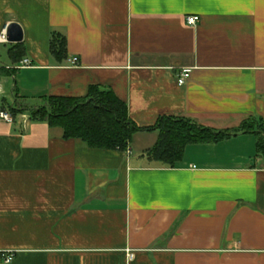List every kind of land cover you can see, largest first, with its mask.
Instances as JSON below:
<instances>
[{
  "label": "crops",
  "instance_id": "obj_1",
  "mask_svg": "<svg viewBox=\"0 0 264 264\" xmlns=\"http://www.w3.org/2000/svg\"><path fill=\"white\" fill-rule=\"evenodd\" d=\"M12 24L22 40L0 41V112L97 86L139 128L264 127V0H0V36ZM12 117L0 119V264H264V135L187 145L168 168L144 155L156 132L104 151Z\"/></svg>",
  "mask_w": 264,
  "mask_h": 264
},
{
  "label": "trees",
  "instance_id": "obj_2",
  "mask_svg": "<svg viewBox=\"0 0 264 264\" xmlns=\"http://www.w3.org/2000/svg\"><path fill=\"white\" fill-rule=\"evenodd\" d=\"M50 54L66 56V42L61 35L52 36ZM39 108H13L12 116L28 113L33 122L46 123L61 130L62 139L80 140L86 147L104 151L125 152L138 132H156L157 141L145 152L151 162L173 168L191 144H215L242 133L264 135L261 121L248 119L238 128L217 131L198 126L183 118H159L148 128L137 127L128 117L126 105L110 90L91 86L82 98L47 97ZM257 154L264 159V139L257 144Z\"/></svg>",
  "mask_w": 264,
  "mask_h": 264
},
{
  "label": "built area",
  "instance_id": "obj_3",
  "mask_svg": "<svg viewBox=\"0 0 264 264\" xmlns=\"http://www.w3.org/2000/svg\"><path fill=\"white\" fill-rule=\"evenodd\" d=\"M186 24L188 26H196L197 23L199 22V18L197 16H188L186 17L185 20ZM6 38H5V34L2 33V35L0 36V41L5 42ZM71 65H76L77 60L71 59L69 60ZM32 66V63L30 60L28 59H24L20 62V69H25V68H30ZM190 77V69H183L181 70L178 75H177V84L178 86H183L186 84V82L188 81ZM0 119H2L4 122L10 123L12 124L14 122V119L12 117L11 114L9 113H4V112H0ZM126 152L128 153V150H126ZM129 258L131 259L132 256L130 255ZM12 261V255L8 254V255H4L3 258V262L4 264H9Z\"/></svg>",
  "mask_w": 264,
  "mask_h": 264
},
{
  "label": "water",
  "instance_id": "obj_4",
  "mask_svg": "<svg viewBox=\"0 0 264 264\" xmlns=\"http://www.w3.org/2000/svg\"><path fill=\"white\" fill-rule=\"evenodd\" d=\"M6 40L8 42L18 43L22 40V31L17 24L10 25L5 33Z\"/></svg>",
  "mask_w": 264,
  "mask_h": 264
},
{
  "label": "rangeland",
  "instance_id": "obj_5",
  "mask_svg": "<svg viewBox=\"0 0 264 264\" xmlns=\"http://www.w3.org/2000/svg\"><path fill=\"white\" fill-rule=\"evenodd\" d=\"M39 108V107H38Z\"/></svg>",
  "mask_w": 264,
  "mask_h": 264
}]
</instances>
